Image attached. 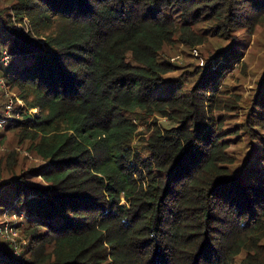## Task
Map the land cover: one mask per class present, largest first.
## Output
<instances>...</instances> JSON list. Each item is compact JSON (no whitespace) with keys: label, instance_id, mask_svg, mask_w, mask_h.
Here are the masks:
<instances>
[{"label":"trees","instance_id":"obj_1","mask_svg":"<svg viewBox=\"0 0 264 264\" xmlns=\"http://www.w3.org/2000/svg\"><path fill=\"white\" fill-rule=\"evenodd\" d=\"M7 1L0 79L26 109L0 119L46 184L0 182L25 241L0 264H264V77L223 132L226 73L264 0ZM181 43L207 58L173 76L166 49ZM245 134L257 147L237 172L229 138Z\"/></svg>","mask_w":264,"mask_h":264},{"label":"rangeland","instance_id":"obj_2","mask_svg":"<svg viewBox=\"0 0 264 264\" xmlns=\"http://www.w3.org/2000/svg\"><path fill=\"white\" fill-rule=\"evenodd\" d=\"M10 1L0 0V14H10ZM16 23V22H15ZM21 24L17 27L20 28ZM27 27V26H26ZM245 33L243 31L238 34ZM247 40L243 49V54L234 64L233 68L226 73V91L223 93L226 98L233 96L237 103L235 107L229 109L226 113V124L223 132L240 128V122L243 121L245 114L257 97L259 81L264 77V15L255 25L254 30L245 37ZM1 51V47H0ZM169 61L174 63L176 69L171 75L177 76L185 70H192L202 66L206 62V53L202 51V47L186 46L181 43L169 50L166 49ZM2 57L0 58L1 61ZM4 61V60H3ZM8 66V63L0 62V73ZM19 91L9 87L0 79V110L7 118H19L20 112L26 109V105L19 97ZM27 112L31 115H37L38 108H27ZM221 114L220 112L216 113ZM224 114V113H223ZM222 115V114H221ZM224 116V115H223ZM3 119H0V182L13 179L19 174H23L26 180L36 186H43L46 183L40 180L39 176H32L27 172L29 169L39 168L44 161L33 150L30 141L22 140L18 130H6L4 128ZM229 128V129H228ZM254 133L255 135H260ZM248 135H238L229 138L230 146L227 150L229 155H233L238 160L232 166L233 170L239 172L245 160L251 157L255 150V143L248 141ZM21 217L9 215L0 212V247L8 250L10 255L21 259V250L25 244L24 237L21 236L24 224L20 222ZM264 242V241H263Z\"/></svg>","mask_w":264,"mask_h":264},{"label":"built area","instance_id":"obj_3","mask_svg":"<svg viewBox=\"0 0 264 264\" xmlns=\"http://www.w3.org/2000/svg\"><path fill=\"white\" fill-rule=\"evenodd\" d=\"M1 57H2L1 61L4 62V63H6L7 58H8V57L6 56V54H3ZM3 60H4V61H3Z\"/></svg>","mask_w":264,"mask_h":264}]
</instances>
